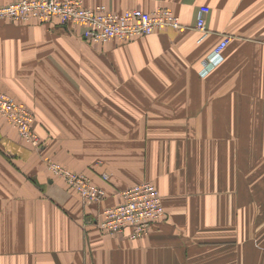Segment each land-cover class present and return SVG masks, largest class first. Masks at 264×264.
I'll use <instances>...</instances> for the list:
<instances>
[{
	"label": "crops",
	"instance_id": "crops-1",
	"mask_svg": "<svg viewBox=\"0 0 264 264\" xmlns=\"http://www.w3.org/2000/svg\"><path fill=\"white\" fill-rule=\"evenodd\" d=\"M82 1L170 10L181 27L96 44L56 21L0 23V92L33 113L46 141L36 153L0 119V264H264V219L221 225L217 205V191L236 205L235 139H264V0ZM48 159L89 177L104 201L86 206ZM143 182L157 186L167 218L138 240L99 229L103 211Z\"/></svg>",
	"mask_w": 264,
	"mask_h": 264
},
{
	"label": "built area",
	"instance_id": "built-area-1",
	"mask_svg": "<svg viewBox=\"0 0 264 264\" xmlns=\"http://www.w3.org/2000/svg\"><path fill=\"white\" fill-rule=\"evenodd\" d=\"M209 12L207 7H202L196 17V28L203 37L208 34ZM33 21H56L62 26L82 27L83 38L96 44H106L114 40L130 42L150 36L159 30L181 27L179 18L166 9L151 13L138 9L115 13L104 5L88 8L82 0H16L0 5V23ZM228 44L229 40H226L212 52L205 63V72L219 65ZM0 119L8 122L32 148L38 150L41 147V138L34 129L33 113L3 92H0ZM48 166L54 176L63 179L79 194L86 206L100 205L104 201L106 192L96 187L89 177L74 173L52 160L48 161ZM107 178L104 176L105 180ZM121 198L123 203L104 210L98 222L99 229L110 235H123L130 230L133 240L142 239L149 234L152 225L167 218L163 197L151 182H143L123 191Z\"/></svg>",
	"mask_w": 264,
	"mask_h": 264
},
{
	"label": "rangeland",
	"instance_id": "rangeland-1",
	"mask_svg": "<svg viewBox=\"0 0 264 264\" xmlns=\"http://www.w3.org/2000/svg\"><path fill=\"white\" fill-rule=\"evenodd\" d=\"M235 140L237 146L236 161L239 164L238 168L240 167L241 170L238 172L237 168L236 171V176L238 174L236 205L233 207V200L227 196L226 192L217 191V205L222 214L218 217L219 223L217 220L215 221L223 225L225 222L235 221L236 218L238 225L248 226V221L256 218L258 223L256 225L259 226L262 219H264V154L248 152V146L261 147L264 145V139L237 138ZM40 141L41 147L38 150L33 148L36 153H41L46 144V141H43L42 138ZM229 210L233 211L231 217L224 214ZM234 210L237 212L235 213ZM241 219L243 222H239ZM256 238L259 240L264 238V229L256 233Z\"/></svg>",
	"mask_w": 264,
	"mask_h": 264
},
{
	"label": "trees",
	"instance_id": "trees-1",
	"mask_svg": "<svg viewBox=\"0 0 264 264\" xmlns=\"http://www.w3.org/2000/svg\"><path fill=\"white\" fill-rule=\"evenodd\" d=\"M103 179H104V177H103ZM104 181H108V178H107V180H105L104 179ZM36 185H39L36 181H33ZM66 183V182H65ZM67 185V184H66ZM67 187L71 190V191H73V192H75L72 188H70L68 185H67Z\"/></svg>",
	"mask_w": 264,
	"mask_h": 264
}]
</instances>
